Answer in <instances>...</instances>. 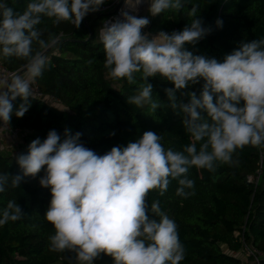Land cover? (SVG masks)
Returning a JSON list of instances; mask_svg holds the SVG:
<instances>
[{
	"label": "clouds",
	"instance_id": "9594fccd",
	"mask_svg": "<svg viewBox=\"0 0 264 264\" xmlns=\"http://www.w3.org/2000/svg\"><path fill=\"white\" fill-rule=\"evenodd\" d=\"M105 2L29 0L20 12L8 0H0V53L5 59L26 61L23 75H0V124L9 126L13 114L22 118L29 110L32 84L42 76L49 59L46 53L57 43L52 36L42 38L37 28L42 19L47 17L54 24L71 22L79 28ZM141 2L124 0L133 12ZM185 4L186 0H149L148 12L151 16L179 12ZM198 12L199 5H192L190 23L182 30L154 36L142 31L150 23L147 17L125 10L98 29L108 75L137 85L139 74L136 94L127 98L130 105H148L156 112L160 103L153 99L149 78L159 76L174 85L165 92L169 107L178 115L183 113L190 143L182 151L165 149L160 135L146 131L135 142L99 155L81 143L82 133L65 129L61 141L60 134L50 130L43 141L34 139L26 154L15 157L21 174H0L3 193L9 181L12 188H19L25 178L43 171L39 184L51 193L44 216L55 230L49 237V251L72 253L77 264H94L101 254L112 257L114 264H181L185 248L178 226L158 200L149 207L148 193L159 189L163 196L176 180V195L187 199L195 195L191 168L214 173L221 165L237 163L233 159L237 150L264 147V38L241 42L222 62L193 54L186 45H196L212 30ZM215 23L223 26L220 19ZM200 81L199 96L185 91ZM177 91L188 102L178 101ZM18 97L21 103L13 113ZM24 215L18 203L10 200L0 209V227Z\"/></svg>",
	"mask_w": 264,
	"mask_h": 264
},
{
	"label": "trees",
	"instance_id": "16d2710c",
	"mask_svg": "<svg viewBox=\"0 0 264 264\" xmlns=\"http://www.w3.org/2000/svg\"><path fill=\"white\" fill-rule=\"evenodd\" d=\"M116 1L106 0L99 11L83 19L79 28L71 22L54 24L47 17L37 26L43 39L52 36L57 43L46 53L48 64L34 83L44 97H53L58 104L50 105L33 96L22 118L13 114L9 129L23 133L19 154H26L34 139L43 141L50 130H56L62 141L65 129L82 133L81 143L99 155L135 142L146 131L160 135L165 149L182 151L190 143L182 124L183 113L178 115L169 107L165 89L174 87L171 82L159 76L149 78L153 99L160 103L152 112L148 105L136 107L127 102L136 94L139 74L138 84L131 85L125 79H112L104 68L98 29L114 14ZM28 2L8 0L9 6L20 12ZM194 4L199 5L204 25L212 30L196 45H186L193 54L222 62L241 42L264 38V0H186L179 12L169 10L151 16V32L182 30L190 23L188 12ZM109 7V11H101ZM217 19L223 21L222 27L216 26ZM25 64L14 57L5 59L0 53V65L12 73L23 72ZM202 85L200 81L185 91L199 96ZM176 97L188 102L179 91ZM20 103L19 97L13 101V113ZM15 149L8 154L0 151V174H21L13 156ZM233 159L237 163L221 165L214 173L191 168L189 178L195 182V195L187 199L176 195V180L170 182L163 196L159 189L148 193L149 207L158 200L178 226L185 248L181 264H264V147L246 146L237 150ZM42 175L43 171L35 178H25L19 188H12L9 181L0 193V209L14 200L25 213L22 219L0 227V264H77L72 253L49 251V237L55 230L44 216L51 193L40 186ZM94 264L114 262L101 254Z\"/></svg>",
	"mask_w": 264,
	"mask_h": 264
},
{
	"label": "built area",
	"instance_id": "2783aa9c",
	"mask_svg": "<svg viewBox=\"0 0 264 264\" xmlns=\"http://www.w3.org/2000/svg\"><path fill=\"white\" fill-rule=\"evenodd\" d=\"M119 1H121V0H117L115 2V5L113 7V9H114V15H112L109 20H111V19L116 18V17L119 16V14L121 12V6H122L121 5L122 3H119ZM148 1L149 0H142V2L139 4V6H138L137 9L140 10V13H142L145 10V7H146ZM124 8H125V11H128L127 10V5L125 3H124ZM109 10H110V7L109 8H103L101 11L102 12H106V11H109ZM115 12L118 15H115L116 14ZM12 74H15V73H12V72L8 71L2 65H0V75H2V76H10ZM32 88L34 90V97L35 98L45 100L50 105H52V104L57 105L58 104L57 101L53 97H51V98L44 97L43 94L41 93V91L39 90V88L35 85V83L32 84ZM2 127L4 128L3 130H5V132H7L8 136L12 140H15V141L22 140V136H23L22 131H20V130H11V129H9L8 126L3 125V124H2ZM14 148H16L15 151L13 152V156L15 158L20 153L19 150H18L19 143H17Z\"/></svg>",
	"mask_w": 264,
	"mask_h": 264
},
{
	"label": "rangeland",
	"instance_id": "374dc122",
	"mask_svg": "<svg viewBox=\"0 0 264 264\" xmlns=\"http://www.w3.org/2000/svg\"><path fill=\"white\" fill-rule=\"evenodd\" d=\"M119 3H122V4H121V5H122V6H121V10H125V8H124V0L119 1ZM148 6H149V1H148L147 5H146V7H145V10H144L142 13H140V10L137 9V11H135V12L131 11V14L138 15V16H141V17H147V18L149 19V21H151V18H150L151 15H150V13L148 12ZM129 12H130V11H129ZM115 13H116V12H115ZM112 15H114V14H112ZM112 15H111V16H112ZM115 15H118V14L116 13ZM111 16L107 19V21L111 18ZM149 26H150V23H149L144 29H142V31H143L144 33H146V34H150V35H153V36L156 35L157 33H153V32H151ZM58 108H60V106H59ZM0 126H1V124H0ZM3 129H4L3 127L0 128V141L4 143V141H3V134H4L5 137H7V143H6L5 147H2L1 144H0V146H1L0 149L3 150V153L8 154V153H11L12 148L15 147V145H16L17 143H19V141H21V140H19V141L12 140V139L8 136L7 132H5V130H3ZM2 130H3V131H2ZM21 143H22V141H21ZM22 144H23V143H22ZM249 255H251L250 252H249Z\"/></svg>",
	"mask_w": 264,
	"mask_h": 264
},
{
	"label": "crops",
	"instance_id": "0c3cea01",
	"mask_svg": "<svg viewBox=\"0 0 264 264\" xmlns=\"http://www.w3.org/2000/svg\"><path fill=\"white\" fill-rule=\"evenodd\" d=\"M0 128H2V125L0 126ZM2 131H3V130H2ZM3 141H4V143L0 141V144H1L2 147H5V145H6V143H7V137H5L4 134H3ZM1 146H0V148H1ZM0 151L3 152L2 149H0Z\"/></svg>",
	"mask_w": 264,
	"mask_h": 264
},
{
	"label": "bare ground",
	"instance_id": "6f19581e",
	"mask_svg": "<svg viewBox=\"0 0 264 264\" xmlns=\"http://www.w3.org/2000/svg\"><path fill=\"white\" fill-rule=\"evenodd\" d=\"M138 6H139V5H138ZM138 6H137V8H138ZM127 10L131 12V11H132V8H131L129 5H127ZM136 11H137V10H136Z\"/></svg>",
	"mask_w": 264,
	"mask_h": 264
},
{
	"label": "water",
	"instance_id": "95a60500",
	"mask_svg": "<svg viewBox=\"0 0 264 264\" xmlns=\"http://www.w3.org/2000/svg\"><path fill=\"white\" fill-rule=\"evenodd\" d=\"M47 52H48V51H47ZM24 72H25V70H24L23 72H21V73H20V75H23V74H24Z\"/></svg>",
	"mask_w": 264,
	"mask_h": 264
}]
</instances>
